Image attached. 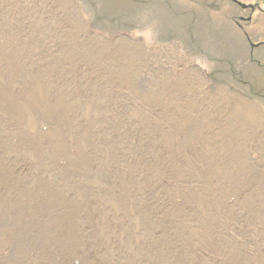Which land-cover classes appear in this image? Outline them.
Wrapping results in <instances>:
<instances>
[{"label":"rangeland","instance_id":"obj_1","mask_svg":"<svg viewBox=\"0 0 264 264\" xmlns=\"http://www.w3.org/2000/svg\"><path fill=\"white\" fill-rule=\"evenodd\" d=\"M238 1L0 0V94L7 93L15 100L19 97L20 102L28 103L31 92L36 93L44 86L48 91V105L54 106L53 95H60L61 105L83 108L76 114L68 112L67 118L71 120L77 115L78 125H85L91 120L107 126L104 131L102 128L99 140L102 143L105 140L106 153L112 158L108 160L105 154L98 152L94 156L111 175L112 185L121 183L123 189L127 188L128 195L123 193L124 198L129 196L127 207L138 210L135 207L140 203H159L158 209L151 206L154 211L145 210L142 206V213L162 220L169 213L162 204L172 208L177 203L172 196L181 195L184 203L194 208V215L201 214L203 209L200 195H211L212 203H224L221 217L227 219L225 226L230 237L241 245L227 243L230 248L227 255L234 261L233 264H264V119L259 117L251 121L245 116L246 108L242 110V105L251 104L264 117V0ZM233 2L244 9H252L258 3L261 11L258 9L251 21L242 24L238 17L246 18L249 11L242 13ZM241 3H249L250 6ZM73 8L84 25L87 38L82 37L83 33L79 35L73 31ZM90 44H96L99 49L103 45L106 55H110L109 47L141 46L146 56L139 64L141 73L137 79L145 85L147 93L158 90L159 102L148 100L147 105H143L136 94L124 86L108 87L107 90L102 86L106 80L99 78L97 81L94 72L68 62L92 52ZM72 45L74 51H71ZM80 46H85L84 52ZM6 60H11L8 67H15L16 78L9 77ZM103 63L109 65L110 61ZM6 78L15 81V85L9 87L5 84ZM195 79L199 85L189 89L191 85H187L194 83ZM99 97L108 103L106 109L111 113L106 117L102 114L95 117L93 114L85 118V103L101 108ZM155 103L156 110L152 108ZM59 115V111H51L50 116L56 119ZM7 116L0 115V140L4 146L3 149L0 147V259L5 254L2 248L6 243L4 236H11L24 220L18 212H11L9 231L4 229V217L16 204L34 203L33 197L39 189L40 197L34 200L35 203H42L41 199L57 191L68 192L80 200L82 193L79 187L85 185L77 173L68 178L61 172L56 174L57 169L49 171L48 158L56 151L47 141L58 143L55 138L44 140L38 150L26 142L29 138L17 121ZM185 121L202 124L201 129L189 133L192 135V148L181 142L176 133L183 130L179 126ZM170 124L178 126V129H173ZM52 125L55 124L41 126V131L54 134L58 128L65 134L67 144L71 141L66 133L72 134L71 137L76 140L81 133L85 134L84 130H75L72 125V133L62 123L59 125L58 122L57 127ZM187 129L184 127V132ZM255 132L259 134L258 141L253 138ZM19 133H24V140L13 138ZM223 139H236L237 147L245 151L243 156L237 157L235 166L230 165L229 160L225 162L217 157L218 151L220 156L224 151L218 147L220 149L215 152V146L218 140ZM96 142V138L90 139L91 145H96ZM86 150L88 155L92 153V149ZM69 153L72 156L75 150L71 148ZM205 153L208 154L206 159L211 156L213 159L202 158ZM159 160L161 163H153ZM164 160L166 162L161 166ZM208 163L213 166L208 168ZM146 164L152 169L171 173L172 178L154 176L156 186L143 184V175L148 173ZM222 164H226L233 178L223 184L224 188L220 186L217 190L214 187L218 183L217 177L204 185L205 178L200 173H214ZM234 168L243 173H235ZM176 171L192 172L191 177H180L173 173ZM136 186L143 189V192L135 193L140 203L132 201ZM118 193L108 197L116 209V218H134L130 209L126 214H119L125 203H122ZM161 220L157 221L159 226L162 225ZM189 228L188 225L185 229L187 233ZM112 229H107L110 239H113V233H119V229ZM210 252L204 249L195 264H216V255ZM79 255L85 256L88 264H102L104 259L97 249H82ZM75 264L79 262L75 261Z\"/></svg>","mask_w":264,"mask_h":264},{"label":"bare ground","instance_id":"obj_2","mask_svg":"<svg viewBox=\"0 0 264 264\" xmlns=\"http://www.w3.org/2000/svg\"><path fill=\"white\" fill-rule=\"evenodd\" d=\"M63 4H65V2ZM71 10L73 13L71 19L75 24L73 31L77 32L79 35L80 33H83L84 36L82 37L87 38L85 37L86 33L82 21L79 20L80 18L76 15L74 8ZM86 36L88 35L86 34ZM16 37L14 38L16 39ZM80 47L82 48V52H84L85 46ZM90 48L92 49V52H86L84 55L79 56L80 58L74 62H68L74 66L80 65L82 68H87L88 71L90 70L89 72H94L93 75L96 76L95 79L97 81H99V78H103V81L106 80L104 81V85L102 84L106 89L108 87L114 88V86H124L133 91L134 94H136V97L142 101L143 105H147L148 100L159 102L160 93L158 90L156 89L157 92L155 93H147L146 88L144 89L145 85L137 79L140 72L139 68L141 67L139 64L142 62L143 56H146L141 46L120 45L116 48L109 47L110 55H106L103 45L101 49H99L96 44H90ZM74 49L75 47L72 45L71 51H74ZM106 60L110 61L108 64L111 65V68L109 65L103 63ZM10 61L6 60L5 63L7 64V67L11 64ZM8 68L10 70L9 77L16 78V74H14L16 72L15 67ZM55 75L57 76V72H55ZM66 76L69 77L68 75ZM11 78H6L5 82L9 87L15 85V81L13 82ZM69 78L72 79V77ZM197 81L198 80L195 79L194 83L187 85H191L189 89L195 88L196 85L198 86L199 84ZM185 87H183V89ZM174 90L176 91V89ZM47 95L48 91L44 86L36 93L31 92V95H29L31 96V100L28 103L20 102L19 97H16L15 100L13 97L7 95V93L6 95L0 94V115H10V119L12 118L16 120L18 125L25 130V136H28L29 138L26 142L38 148V150L44 140H47L48 138L52 140V138H55L58 143L54 144L52 141H47L49 146L51 145L56 151L54 156L48 158L49 171L57 169V171H55L56 174H60L61 172L67 177H73V175L77 173L85 185L79 187V190L82 193L79 196L80 200L77 199V196H74L73 198L68 192L63 193L57 191L51 196L41 199L42 203H35L36 201L34 200L40 197V193L38 192L41 189H39L33 197L32 201L34 203L28 201L25 203H18V205L16 204V206L5 215L3 227L9 231V216L11 212H18L24 220L18 228L10 234L11 236H4L6 243L3 244L4 247L2 246V248L3 251L5 250V254H3L4 257L0 259V264H75V261L79 262V264H83L84 262L88 264L87 259L85 260V256H82L88 254V252L79 255L81 254L82 249H97L101 251L104 255L102 264H195V260L201 258L198 256L199 253H202V251L204 252V249L211 250L210 253L216 255V264L234 263V261H232L227 255L230 253V251H228L230 248H228L227 243L235 244L236 246L241 245L230 237L229 230L225 226L227 219L221 217V211L225 206L224 203H212L211 195L201 194L200 201H202L203 209L201 214L198 213L193 215L194 208L191 204L184 203V198L181 195L175 197L172 196L173 200L177 203H175L173 207L169 204L172 208L166 207V205H164L166 203L162 204L169 213L168 217L167 215H163L164 219L161 220V218L151 217L152 212L149 213L151 216H148L147 213H142L143 207L145 210L152 209V211H154L151 206L155 207L159 203H140L135 198V193L137 195V192H143V189L136 186L132 201H137V203H140L141 205L138 204L135 207L138 210L127 207L128 205L126 203H129V196L125 198L123 197V193L128 195L127 188L123 189L121 183L119 185H112L110 182L112 178L111 175L104 170V168L98 163L101 161L94 156V153L98 152L100 154H105L109 158L108 160L112 158V156L110 157L108 153H106L108 148H105V140H103V143L101 142L102 140H99V135L103 133L101 132L102 128L104 131L107 126L104 127L102 125L103 123L100 124L91 120L87 121L88 123L85 124L86 126L82 123L81 125H78V116L75 115V117L69 120L67 118V113L74 112V114H76L78 110L80 111L83 108L79 109L78 105H73L72 107L70 105H61L63 101L60 98L62 97L53 94L56 103L54 106H50V103L48 105L46 101ZM98 102L99 104L101 103V108H96L85 103L87 105V109L83 111L85 113V118H89L93 114L95 117H100L101 114L106 117L111 113V111L106 109L108 103L104 101L103 97H99ZM43 104L44 106H42ZM244 107L246 108V118L251 119V121L255 119L257 120L259 117L260 119H264V117L261 116V111L257 110L256 112L255 107L251 104L242 105V110ZM152 108L155 110L157 109L156 103L153 104ZM176 109H178V106L175 107V110ZM51 111H59V117L57 116L56 119H53L52 116H50ZM176 112L177 116L180 118L181 115L178 113V110H176ZM98 119L99 118H96V120ZM58 122L59 125L62 123V126L67 128L70 133H72V125L75 130H84L85 134L83 135L81 133L76 140L71 137L72 134L69 135V133H66L68 139L71 141L67 144V138L64 137L65 134H62V130L56 128L57 130L54 134H49V132L45 134L41 131V126H49L54 123L55 125L52 126L57 127ZM171 127L175 130L178 129V126L175 127L174 124L171 125ZM179 127L183 130L180 129L176 132L179 135L178 137L181 142H184L188 147H191L190 140L192 139V135H189V133L201 129V122L196 121L191 123L185 121V123ZM184 127L188 128L186 132H184ZM23 135L19 133V135H13V138L22 141L25 139ZM253 135L255 141L260 140L257 132L253 133ZM92 137L97 139L96 145L94 146L90 144V139ZM171 138L173 139V137ZM236 143V139L229 141L224 139L220 141L218 140L215 146V152L220 148H222L221 150L224 152L222 153V156H220L218 151L217 157L223 158L225 162L226 160H229V164L235 166L237 157L239 158L240 156H243L244 154L242 153L245 152L241 148L239 149ZM0 147H2V149L4 147L2 146L1 140ZM236 147L238 148V153ZM71 148L75 150V153L72 156L69 153ZM88 148L92 149V153L89 152L90 155L86 153L88 151L86 149ZM162 148L163 147H158V149ZM205 155L208 156V154L205 153L202 154V158L206 159ZM0 159H2V155L0 156ZM212 159L213 156L206 160L209 161ZM165 162L166 161L164 160L161 166H163ZM153 163H161V161H154ZM208 164V168L213 166H210V163ZM225 165L226 164H222L220 168L217 167L218 169L214 173L213 171H208V174L206 172L200 173V175L202 174L204 176L203 178H205L203 180L205 182L204 185L207 186L208 182L217 177L219 184H214L215 190L220 188V186L224 188L223 184L228 182V179L231 180V178H233V175L229 172V168ZM43 166L44 163L41 164V167ZM145 166L148 167V173L143 175V184L145 185L153 184V186H156L157 183L155 182V177L157 178L158 176L167 178L171 177V173L164 172L158 168L152 169L148 164ZM233 170L237 174L243 173L237 171L236 168ZM173 173H177V171ZM190 173L192 172H178L177 174H179L180 177L185 175L191 177ZM117 192H120L118 193V197L122 199V203H125L124 209L122 208L121 211H118L119 214H126L130 209L134 218H130L129 220L116 218V209L110 204L108 197L113 196V194L116 195ZM167 197L169 198V195ZM252 207H254L253 204ZM159 220L162 222V225L160 226L157 222ZM126 224H129L130 226H127ZM164 224L166 226H164ZM11 225L12 227L15 226L13 224ZM188 225L191 229L189 228L190 231L187 233L185 229ZM145 227L146 230L144 231L143 229H145ZM112 228L119 229L118 235L117 233H113L114 240L110 239L107 235V229L113 231ZM102 245H104V247H102ZM1 250L0 247V255Z\"/></svg>","mask_w":264,"mask_h":264},{"label":"flooded vegetation","instance_id":"obj_3","mask_svg":"<svg viewBox=\"0 0 264 264\" xmlns=\"http://www.w3.org/2000/svg\"><path fill=\"white\" fill-rule=\"evenodd\" d=\"M237 2H239L237 0ZM237 2H233L235 3L240 9H241V12L243 13H246L249 11V13L247 14V17L244 18V17H238V19H240V21H242V24H247L248 21H251L252 17L255 15V13L257 12V10L259 9V11H261V8H260V4H259V7H258V3H256V5L254 6V8H249V9H244L241 7L240 4H238ZM242 5H247V6H250L249 3H241ZM240 5V6H239Z\"/></svg>","mask_w":264,"mask_h":264}]
</instances>
